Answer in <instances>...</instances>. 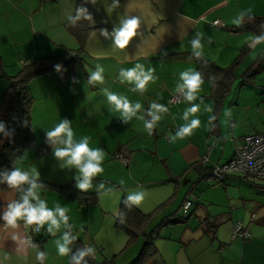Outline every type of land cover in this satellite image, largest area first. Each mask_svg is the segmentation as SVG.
I'll list each match as a JSON object with an SVG mask.
<instances>
[{
	"label": "crops",
	"instance_id": "1",
	"mask_svg": "<svg viewBox=\"0 0 264 264\" xmlns=\"http://www.w3.org/2000/svg\"><path fill=\"white\" fill-rule=\"evenodd\" d=\"M89 8L90 29L71 74L52 70L29 84L34 144L20 154L14 170L27 173L29 180L35 179L44 201L49 197L47 191L55 193V189L41 181L94 193L95 205L79 206L80 212L86 209L91 223L83 224L85 239L78 236L80 227L69 217L68 226L61 222L56 231L53 227L49 231L50 221L39 224L43 240L30 245V225L20 219L13 227L4 219L9 206L19 203L17 186L0 189V264H66L69 253L60 255L59 245L65 243L68 227H77L75 235L88 250L95 247L111 258L116 256L115 264L130 263L140 251L143 238L125 249L128 238L115 226L123 198L140 212L151 214L145 233L156 229L155 253L143 264H264V182L231 175L221 185L201 178L205 154L207 164L224 163L232 157L235 143L242 136L264 125V68H257L259 72L253 79L243 82L242 78L247 69H256L255 61L264 42L244 43V37L254 33L231 29L236 26L231 20L244 9L253 10L245 16H263L264 0H89ZM74 12L75 0H0V98L8 78L16 75L24 63L79 49V41L66 27ZM125 15L137 16L141 23L129 45L120 49L115 44L116 30ZM215 19L224 25H213ZM198 34L204 45L201 55L219 67L228 66L241 47L246 48L217 111L215 128L210 80L202 78L201 91L194 100L187 101L184 96L177 103H169L182 83L180 73L197 71V63L189 53L193 52L190 41ZM137 64L152 77L144 92H132L135 84L120 79L121 69L136 68ZM100 70L102 82L93 80V73ZM109 93L127 97L133 105L139 101L142 108L125 120L109 101ZM153 102L167 110L157 113L159 119L149 130L145 121L152 122L149 110ZM194 105L199 106L198 110L185 118V112ZM63 118L69 120L75 142L88 135L89 146L105 152L101 162L104 171L91 178V187L86 191L77 187L83 180L78 169L62 167L63 162L55 157V149L64 145L58 141L46 144L47 133ZM197 119L198 127L183 137L178 135ZM3 140L0 132V143ZM116 152L125 153L129 164L117 159ZM34 172L39 175L34 176ZM139 193H143L139 205L128 199ZM60 195L56 203L63 200ZM191 196V207L182 217L181 206ZM64 205L61 203L63 209ZM96 208L99 212L91 211ZM54 215L59 219L58 214ZM165 218L173 221L160 226ZM206 218L214 221V234L207 230ZM236 222L248 228L250 239L232 238ZM92 226L100 235L98 239L91 234ZM41 253L43 259H38ZM103 259L110 260L106 255Z\"/></svg>",
	"mask_w": 264,
	"mask_h": 264
},
{
	"label": "trees",
	"instance_id": "2",
	"mask_svg": "<svg viewBox=\"0 0 264 264\" xmlns=\"http://www.w3.org/2000/svg\"><path fill=\"white\" fill-rule=\"evenodd\" d=\"M79 8H86L87 15H90L89 0H75V12L72 17L76 16L77 9ZM88 23L89 19H86L84 16H81L78 20H76L75 26H72L69 20L68 22H66L68 31L73 34L79 41L80 47L76 50V52H73L72 54L66 53L56 57L35 59L26 64L24 63L21 70L16 75L8 78L9 84L5 88L0 98V124H2L4 127V140L0 143V189L11 187L8 184L7 177L13 171H15V162L27 147L34 144L33 126L31 124L30 116V110L33 102V97L30 93L29 88L31 80L49 71L57 70V65H60V68L57 71L61 72L64 75H70L72 72V65L77 61V59H79L78 53H80V51L82 50L81 44L84 43L87 33L90 29ZM231 29L232 31H235L237 33L252 32L256 35L264 34V15L261 17L252 15L245 16L240 26H232ZM245 52L246 48L244 46L241 47L238 55L226 67H219L213 61L202 55L197 56L196 53H189L195 59L197 63V71L201 73L202 78L208 79L212 83L210 97L214 102L215 109V113L212 117L213 128H215L217 124V111H219L223 99L228 93L232 80L234 79V70ZM255 65L256 69H247L242 74L243 82L248 79H253L255 76H257V73L259 72L257 68H264V48L256 58ZM0 74L3 75L1 56ZM260 129L255 133H258ZM244 136L241 137V140ZM204 157H206V161H203ZM202 161L203 164H206V167L204 168L205 170L201 175L202 179H208L207 175L214 164H221H207L208 158L206 154L202 157ZM226 179L224 181H219L217 179L213 180L218 184L223 185ZM41 182L44 186L47 184L51 187H54V189L61 195H63L66 199L77 202L79 206H92L97 203V197L94 193L78 191L70 186L58 185L43 181ZM17 188L19 203H23V197L27 194L30 188V184L25 182L18 185ZM190 195L192 194L190 193ZM29 200L31 203L32 201L30 198ZM150 216V213L144 214L140 212L128 200L124 198L121 200L119 210L115 216V226L123 231L128 238L125 249L129 248L139 237L143 238V243L140 251L137 253L136 257L128 264H143L149 257L153 255V253H155L153 237L156 234V229L151 230L149 233H145L147 221ZM172 221L173 219L165 218L159 223V225L162 226L164 224H169ZM204 222H206V224L208 225L207 230L214 234L216 227L214 221L210 220V218H206L204 219ZM66 234L69 239L68 253L70 256V259L66 264H76L77 260H79V264H115L114 258H116V256H113L107 262H97L92 253L88 251L84 243L79 238H77L74 231L70 227L66 229ZM42 240L43 237L41 233H39L36 237V242H41ZM81 252L87 253L83 256L82 259H80L79 255Z\"/></svg>",
	"mask_w": 264,
	"mask_h": 264
},
{
	"label": "clouds",
	"instance_id": "3",
	"mask_svg": "<svg viewBox=\"0 0 264 264\" xmlns=\"http://www.w3.org/2000/svg\"><path fill=\"white\" fill-rule=\"evenodd\" d=\"M95 2V0H93ZM252 8H247L240 11L232 20L231 23L236 26H240L244 16L252 12ZM81 16H84L86 19H91L90 15H87L86 8L77 9V14L75 17L69 16L68 19L71 22L72 26H75L76 20ZM140 18L137 16L125 15L120 19V28L116 30V39L115 44L120 49H125L130 40L137 35V29L140 27ZM215 24H219V20L214 21ZM106 34V33H105ZM253 41L256 44L264 42V34L256 35L252 34L250 36L244 37L243 42L248 43ZM191 49L196 53L197 56H200L204 51V45L201 44L199 39V34L197 38L190 41ZM59 70L60 65L56 66ZM140 71H137V69ZM101 71L93 73L92 79L101 81L103 77L101 76ZM121 82L127 80L130 84H135V87L131 90L132 92L140 91L144 92L146 86L152 77L150 73H145L142 69V66L137 64L136 68H129L127 70L121 69L120 72ZM180 80L182 83L178 85L179 89H187L185 92V99L187 101H192L196 98V95L201 91V86L203 84V79L199 71L188 69L180 73ZM109 101L115 106V109L119 111L125 120L131 118L132 115H135L136 112L142 108V104L137 101L134 105L130 103L127 97L118 96L114 93L108 94ZM198 105H194L192 108L188 109L185 112V118H187L188 113H195L198 110ZM161 110L166 111L167 109L163 105H158L155 102L151 103L149 115L152 116V122L145 121V127L147 129L152 128V123L159 119L157 113ZM210 110V109H209ZM140 119H143L141 116ZM199 126V120H193L190 126L183 127L181 132L178 133L179 136L183 137L185 134L190 133V129ZM4 131V127L0 124V132ZM74 130L70 126L69 120L66 118L61 119V121L56 124L48 133V137L53 139V142H59V144L64 145V147H57L55 149V157L62 161L63 166H74L79 171V175L83 177V180L77 185L80 190H88L91 187V178L103 173L104 168L102 166V160L104 158L105 152L100 148H93L89 146L90 136L84 135L79 142L74 141ZM38 172H34V176H38ZM8 184L10 186H18L22 183H29L31 187L29 188L27 194L23 197V203H14L9 206V210L4 216V219L7 221L8 225L13 227L16 226L17 221L23 219L26 225L44 224L45 222L50 221L49 231L52 230V226L59 228L60 223L63 222L67 227L68 217L65 215V209L57 206L56 213L59 216L57 219L53 211L46 207V201L41 200L37 189L39 185L36 183L35 179L29 180L28 174L21 172L19 169L13 171L8 177ZM29 197L36 200L37 203L34 205L30 203ZM132 203L139 205L143 200V193H139L128 198ZM130 207V205H129ZM65 243L59 245L60 255H65L68 252L66 247L69 243L67 234L64 236ZM88 251H92L89 249ZM86 252H81L80 259L86 255ZM38 259H43V254H39ZM76 264H79L77 260Z\"/></svg>",
	"mask_w": 264,
	"mask_h": 264
},
{
	"label": "built area",
	"instance_id": "4",
	"mask_svg": "<svg viewBox=\"0 0 264 264\" xmlns=\"http://www.w3.org/2000/svg\"><path fill=\"white\" fill-rule=\"evenodd\" d=\"M219 20L215 19L214 21ZM215 26H223V22L219 20V24ZM185 89H178L172 94L169 103L174 104L182 100L185 96ZM53 142L52 138H47L46 144ZM115 157L124 165L129 164V157L122 152H116ZM203 161H206L204 157ZM240 174L253 182H264V126L258 133L246 135L239 142L235 143L233 157L221 164H214L207 175L208 179H217L224 181L229 175ZM192 196L184 201L181 206V214L185 216L192 204ZM31 230L28 235V242L34 245L37 235L41 232L39 224L30 225ZM232 238H240L247 240L251 238V233L241 222H236L232 226Z\"/></svg>",
	"mask_w": 264,
	"mask_h": 264
},
{
	"label": "rangeland",
	"instance_id": "5",
	"mask_svg": "<svg viewBox=\"0 0 264 264\" xmlns=\"http://www.w3.org/2000/svg\"><path fill=\"white\" fill-rule=\"evenodd\" d=\"M48 138V137H47ZM206 183H208V182H212V181H214L213 179H206V180H204ZM219 188V187H218ZM50 190H48L47 191V195L49 196L48 197V200H45L46 202L48 201L50 204H48V206H49V209L50 210H52L53 211V213L54 214H57L56 213V208H57V206H59L60 208H62V206H61V203H65V215L67 216V217H69L70 218V220L73 222V224L75 225V226H79L80 228H79V231L80 232H76V228L73 230L74 231V233H77L78 234V236L80 237L81 235V237L83 238V239H85V237H84V231H83V224H85V225H90V219H89V215L86 213L87 211H84V210H86V209H83L82 210V212H80V209H79V205H78V203L77 202H75V201H71V200H68V199H66L63 195H60V193L59 192H57L56 190H55V193H52V192H49ZM54 192V191H53ZM37 193H38V195H39V197H40V199L41 200H43V196H42V194H41V191H40V189L38 188L37 189ZM62 196L63 198V200L62 201H60V202H55V200H58L59 201V199H60V197H58V196ZM50 196H52V197H50ZM33 201H34V203L36 204L37 203V201L36 200H34L33 199ZM34 204V205H35ZM91 211H94V212H99L98 211V209L96 208V209H91ZM86 213V214H85ZM69 219L67 220V222L68 221H70ZM51 223V222H50ZM53 227V229H54V231H56L58 228L56 227V226H52ZM90 230H91V234H92V236H94L95 238H99V234L98 233H96L95 231H96V229H94L93 228V226H92V228H90ZM95 232V233H94ZM59 237V236H58ZM104 243V242H103ZM106 245V244H105ZM94 250V251H93ZM93 250H92V253L95 255V256H97V262H99V263H102V262H104V255H106L109 259L111 258V256H109V254H107V252H98V250H96L95 249V247H93ZM118 263H121L120 261L118 262Z\"/></svg>",
	"mask_w": 264,
	"mask_h": 264
}]
</instances>
